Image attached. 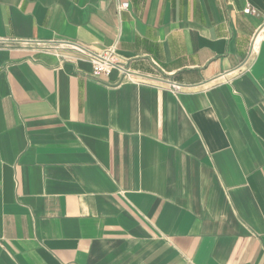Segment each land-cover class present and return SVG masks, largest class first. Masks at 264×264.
I'll return each mask as SVG.
<instances>
[{
    "label": "crops",
    "instance_id": "0c3cea01",
    "mask_svg": "<svg viewBox=\"0 0 264 264\" xmlns=\"http://www.w3.org/2000/svg\"><path fill=\"white\" fill-rule=\"evenodd\" d=\"M0 264H264V0H0Z\"/></svg>",
    "mask_w": 264,
    "mask_h": 264
},
{
    "label": "built area",
    "instance_id": "2783aa9c",
    "mask_svg": "<svg viewBox=\"0 0 264 264\" xmlns=\"http://www.w3.org/2000/svg\"><path fill=\"white\" fill-rule=\"evenodd\" d=\"M128 5L124 3L122 7L126 8ZM244 12L246 14H252L254 10L249 8L245 9ZM75 46V45H74ZM78 50H80L90 61L92 65V75H107L112 69L120 70L122 73H126L123 66L116 60L114 52L112 50H106L101 54H93L87 52L84 48L76 46Z\"/></svg>",
    "mask_w": 264,
    "mask_h": 264
}]
</instances>
